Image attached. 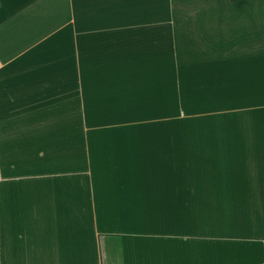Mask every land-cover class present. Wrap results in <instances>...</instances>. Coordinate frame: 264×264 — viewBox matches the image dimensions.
<instances>
[{"label": "crops", "instance_id": "crops-1", "mask_svg": "<svg viewBox=\"0 0 264 264\" xmlns=\"http://www.w3.org/2000/svg\"><path fill=\"white\" fill-rule=\"evenodd\" d=\"M0 264H264V0H0Z\"/></svg>", "mask_w": 264, "mask_h": 264}]
</instances>
